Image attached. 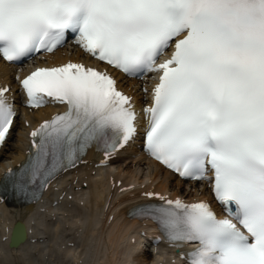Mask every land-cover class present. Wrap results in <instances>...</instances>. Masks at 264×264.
<instances>
[{
	"label": "snow or ice",
	"instance_id": "obj_1",
	"mask_svg": "<svg viewBox=\"0 0 264 264\" xmlns=\"http://www.w3.org/2000/svg\"><path fill=\"white\" fill-rule=\"evenodd\" d=\"M70 34L105 68L68 62L17 76L28 107L66 108L30 133L21 190L46 188L93 144L107 160L132 141L135 103L107 69L155 74L145 150L207 182L223 214L148 192L161 203L143 215L169 245H193L179 253L186 264H264V0H0L5 62L54 53ZM9 92L0 86V144L17 116Z\"/></svg>",
	"mask_w": 264,
	"mask_h": 264
},
{
	"label": "bare ground",
	"instance_id": "obj_2",
	"mask_svg": "<svg viewBox=\"0 0 264 264\" xmlns=\"http://www.w3.org/2000/svg\"><path fill=\"white\" fill-rule=\"evenodd\" d=\"M18 68H15L14 70H17ZM43 115V114H42ZM132 170H129V173L128 172H125V174H127V176H129L130 178H133L135 177V174L134 173H130ZM162 174L166 177V178H169V175L167 172L165 171H162ZM177 184V182L175 183ZM159 188L161 189H166L167 188V185L165 183H160L158 185ZM93 237L98 240L97 244H98V250L97 252L101 253L102 254V259H101V262L99 263H95V264H120L119 261H117L118 259H114L115 257V254H128V255H132V248H130L129 246H126L124 248H122L120 251L118 248L116 247H112V250L113 252L111 254H107L105 252V243L102 242L100 243L99 242V236L97 235V230L95 229L92 233ZM14 259V257H13ZM63 264H66V263H63ZM86 264H90V263H86Z\"/></svg>",
	"mask_w": 264,
	"mask_h": 264
}]
</instances>
